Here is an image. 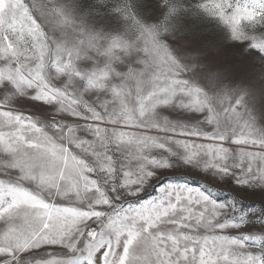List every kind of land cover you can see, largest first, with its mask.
Listing matches in <instances>:
<instances>
[{
	"label": "snow or ice",
	"instance_id": "6c2138e0",
	"mask_svg": "<svg viewBox=\"0 0 264 264\" xmlns=\"http://www.w3.org/2000/svg\"><path fill=\"white\" fill-rule=\"evenodd\" d=\"M253 63L264 0H0V264H264Z\"/></svg>",
	"mask_w": 264,
	"mask_h": 264
},
{
	"label": "rangeland",
	"instance_id": "374dc122",
	"mask_svg": "<svg viewBox=\"0 0 264 264\" xmlns=\"http://www.w3.org/2000/svg\"><path fill=\"white\" fill-rule=\"evenodd\" d=\"M215 39H217L218 41L221 40L222 39L221 34L216 33L215 34ZM257 67H259V66L258 65H255L254 63L251 64L249 66V73L252 75V78L254 79L255 86L256 87H262V86H264V81L259 80L258 74L252 73V69L253 68H257ZM221 198H225V197L221 196Z\"/></svg>",
	"mask_w": 264,
	"mask_h": 264
}]
</instances>
